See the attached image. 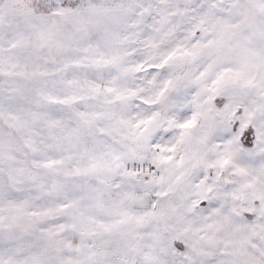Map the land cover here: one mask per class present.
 <instances>
[{
	"label": "snow or ice",
	"instance_id": "snow-or-ice-1",
	"mask_svg": "<svg viewBox=\"0 0 264 264\" xmlns=\"http://www.w3.org/2000/svg\"><path fill=\"white\" fill-rule=\"evenodd\" d=\"M0 264H264V0H0Z\"/></svg>",
	"mask_w": 264,
	"mask_h": 264
}]
</instances>
